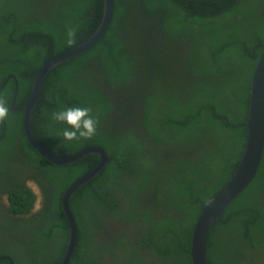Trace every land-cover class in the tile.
Wrapping results in <instances>:
<instances>
[{
  "label": "trees",
  "instance_id": "1",
  "mask_svg": "<svg viewBox=\"0 0 264 264\" xmlns=\"http://www.w3.org/2000/svg\"><path fill=\"white\" fill-rule=\"evenodd\" d=\"M39 2L51 5L48 14L31 12ZM102 12L103 0H0V97L9 106L0 122V195L7 197L0 209L18 244H0V264H36L18 252H38V264L61 263L68 241L63 192L98 157L49 162L29 144L20 107L43 61L88 38ZM81 13L86 18L72 24L70 16ZM70 27L77 29L72 44L64 37ZM263 48L264 0H113L101 40L48 71L31 115L35 138L54 154L95 145L109 158L69 197L78 235L68 264H191L193 225L243 150ZM86 63H100L101 71L85 72ZM69 107L91 108L99 121L95 136L63 139L68 125L52 113ZM28 177L46 194L42 211L30 218L24 215L35 194ZM46 212L50 224L41 218ZM154 215L158 224H150ZM32 220L47 222L36 236L25 225ZM132 231L128 249L120 241ZM28 240H36L35 251ZM251 248H264V149L254 178L209 229L206 264H249Z\"/></svg>",
  "mask_w": 264,
  "mask_h": 264
},
{
  "label": "water",
  "instance_id": "2",
  "mask_svg": "<svg viewBox=\"0 0 264 264\" xmlns=\"http://www.w3.org/2000/svg\"><path fill=\"white\" fill-rule=\"evenodd\" d=\"M112 9L113 0H103V15L100 25L90 38L60 54L44 60L35 73L28 98L20 107L24 109L23 131L29 144L48 161L57 165H63L75 162L87 154H96L99 158L97 164L91 170L71 183L63 192L62 209L68 220L69 235L60 264L69 263L78 235L75 220L69 209L68 198L77 187L87 182L103 169L108 162V157L104 150L98 146H88L68 156L53 154L44 144L35 138L31 128V115L40 96L48 71L58 63L78 55L99 40L110 22ZM15 94L16 88L14 96ZM245 128L244 147L232 175L226 184L204 205L194 223L189 249L191 264H206L205 249L209 229L220 219L221 213L228 204L251 182L259 166L264 149V48L257 59L251 78ZM6 259L10 261L8 257Z\"/></svg>",
  "mask_w": 264,
  "mask_h": 264
},
{
  "label": "clouds",
  "instance_id": "3",
  "mask_svg": "<svg viewBox=\"0 0 264 264\" xmlns=\"http://www.w3.org/2000/svg\"><path fill=\"white\" fill-rule=\"evenodd\" d=\"M36 8L31 11V12H34V11H41L43 14H48V9L50 8V4L47 3V2H39L38 4L35 5ZM112 12H113V9H112ZM102 15H103V12H102ZM112 17V16H111ZM84 18H86V15H82V13L78 16H70V21L71 23L73 24H76V23H79L80 21H82ZM111 20V19H110ZM101 22V21H100ZM100 22L99 24L97 25V27L95 29H93V32L90 34V36L96 31V29L99 27L100 25ZM59 21L56 20L55 24L57 26H59ZM76 31L77 29L75 27H70L68 28L67 32L64 33V37L67 38V43L68 44H72L74 43V40H75V36H76ZM106 31V29H105ZM104 31V33H105ZM103 33V34H104ZM102 34V35H103ZM90 36L88 38H90ZM88 38L82 40L81 42H78L77 44L65 49V50H68L82 42H84L85 40H88ZM102 38V36H101ZM101 38L99 40H97L96 42L100 41ZM96 42H94L93 44H95ZM92 44V45H93ZM91 45V46H92ZM90 46V47H91ZM89 47V48H90ZM89 48H87L86 50L82 51L81 53L87 51ZM63 50V51H65ZM63 51L61 52H58L50 57H53L57 54H60L62 53ZM79 53V54H81ZM78 54V55H79ZM77 56V55H76ZM44 62V61H43ZM59 64V63H58ZM42 65V64H41ZM89 65V63H88ZM56 66V65H55ZM54 66V67H55ZM90 66V65H89ZM97 66L96 68H93V69H99L100 70V63L98 64H95V65H92V67H95ZM92 67H87L86 71ZM52 69V68H51ZM85 71V69H84ZM101 71V70H100ZM5 83V82H4ZM134 102V101H133ZM35 107V106H34ZM127 107L128 109L130 108L129 106H125ZM92 110L90 107H69V108H66V109H63V110H60V111H56V112H53L52 113V119L57 121V122H61V123H64L66 125H68L67 128H65L63 131H62V137L63 139L67 140V141H74V140H79L80 138H85V139H90L92 138L93 136L96 135L97 133V126L99 124V121L94 118L91 114ZM8 113H9V106H8V103L7 101L3 98V97H0V122H3L5 121L7 118H8ZM143 114V112H142ZM144 117V116H143ZM144 120V118H143ZM131 122H137V124H141L142 120L141 119H137L135 117H133V119L131 120ZM22 128H23V124H22ZM32 128V127H31ZM33 131V130H32ZM24 132V131H23ZM34 133V132H33ZM91 146H95V145H91ZM88 147V146H87ZM85 148V147H84ZM83 149V148H82ZM81 150V149H79ZM77 150V151H79ZM76 151V152H77ZM74 152V153H76ZM105 152V151H104ZM74 153H71V154H74ZM106 153V152H105ZM54 154V153H53ZM71 154H67V155H64V156H68V155H71ZM40 155V154H39ZM57 155H63V154H57ZM41 156V155H40ZM107 156V155H106ZM98 157V156H97ZM108 157V156H107ZM262 157V156H261ZM44 158V157H43ZM82 158V157H81ZM80 158V159H81ZM78 159V160H80ZM47 160V159H46ZM77 160V161H78ZM99 160V158H98ZM261 161V160H260ZM50 162V161H49ZM76 162V161H75ZM98 162V161H97ZM108 162H109V158H108ZM108 162L105 164V166L108 164ZM52 163V162H51ZM74 163V162H72ZM54 164V163H53ZM70 164V163H68ZM97 164V163H96ZM260 164V163H259ZM57 165V164H55ZM63 165H66V164H63ZM104 166V167H105ZM103 167V168H104ZM259 167V166H258ZM258 169V168H257ZM257 172V171H256ZM77 180V179H76ZM73 183V182H72ZM127 188V187H126ZM33 189V188H32ZM77 189V188H76ZM75 189V190H76ZM34 192L37 194V197H36V202H35V207H38L39 205H41V197H40V192H36L35 191V188L33 189ZM66 190V189H65ZM74 190V191H75ZM73 194V193H72ZM71 194V195H72ZM6 196V195H5ZM70 197V196H69ZM7 198V197H6ZM69 200V198H68ZM6 203H7V199H6ZM34 203V202H33ZM69 205V204H68ZM33 206V204H32ZM31 206V208H32ZM61 207H62V199H61ZM31 208L29 210V212L25 213V217L26 218H30L32 216V214L30 213L31 212ZM69 209H70V206H69ZM63 211V209H62ZM71 211V210H70ZM64 213V211H63ZM72 214V212H71ZM65 215V213H64ZM73 216V214H72ZM66 217V215H65ZM74 218V216H73ZM67 219V218H66ZM75 220V218H74ZM68 222V220H67ZM26 226H29L30 229H33L34 227L31 226L30 224V221L26 222L25 223ZM194 226V225H193ZM68 235H69V226H68ZM68 242V241H67ZM67 245V244H66ZM76 247V246H75ZM262 255H264V250L262 252ZM6 258V257H5ZM10 259V258H9ZM12 263V261H11Z\"/></svg>",
  "mask_w": 264,
  "mask_h": 264
},
{
  "label": "flooded vegetation",
  "instance_id": "4",
  "mask_svg": "<svg viewBox=\"0 0 264 264\" xmlns=\"http://www.w3.org/2000/svg\"><path fill=\"white\" fill-rule=\"evenodd\" d=\"M88 63H86V66H85V72H86V69H87V66ZM117 93H124V91L120 90L118 91ZM118 105V104H117ZM111 112L115 111L116 110V107L115 106H111ZM41 179H43V177L41 176ZM25 184L28 188H35V191L37 192H40V197L42 198L41 199V205H39L38 207H35V202H36V197H37V194L34 192V190L32 189V191L34 192L35 194V201L33 203V206L31 208V214L32 215H37L39 212L42 211V208L44 206V204L46 203V194H45V191L42 192V190L40 189L39 185L37 184V181H35L32 177H28L25 179ZM1 197V201H0V207L2 205H6V196H5V193H2L0 195ZM82 208L83 206L80 205V211H82ZM4 209H0V244L2 245H9L11 248H15L17 249V240L13 237L12 233L9 231L6 230L5 226H6V222H4V218H3V214H2V211ZM51 213L49 212H46V215H44L43 219L47 220L50 224V221H49V217H50ZM155 216V219L153 222H150V224L152 223H157L158 224V221H160V217L159 216ZM30 224L32 227H34L33 229H31V232L33 235L36 236V233L34 232L35 230H38L40 228H45V226L47 225V222L46 221H35V220H32L30 221ZM147 223L144 222L143 225H146ZM134 235H135V232L132 231L130 233H127V234H123V239H121L120 243L123 244V243H127V248L130 249L131 245H134ZM118 236V235H117ZM25 238H27V236L24 235ZM39 241L43 244H48L50 245L49 241L47 239H45L43 236H40L38 237ZM28 243L30 244H33V247H36L33 251H35L37 249V242L36 240L35 241H31V240H28ZM113 250V252L117 255V256H120V252L117 250L118 248H111ZM264 248H262L259 252H255L252 248L251 250H249V255H248V263L249 264H255L256 262H262V257L264 258V255H262V252H263ZM18 256L22 259H24V261L26 260V257H31L34 261H36V264H38V252H27L25 253L24 255H22L21 252H18ZM5 257L7 256H4L3 258L5 259ZM29 263V262H28ZM241 264H244L243 261H241Z\"/></svg>",
  "mask_w": 264,
  "mask_h": 264
},
{
  "label": "rangeland",
  "instance_id": "5",
  "mask_svg": "<svg viewBox=\"0 0 264 264\" xmlns=\"http://www.w3.org/2000/svg\"><path fill=\"white\" fill-rule=\"evenodd\" d=\"M145 52H147V53H148L149 51H145ZM145 52H144V53H145ZM37 192H38V190H37ZM259 264H263V263H259Z\"/></svg>",
  "mask_w": 264,
  "mask_h": 264
}]
</instances>
